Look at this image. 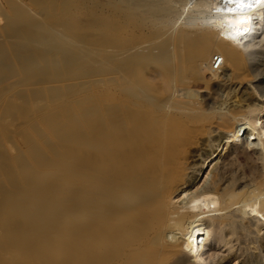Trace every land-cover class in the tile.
<instances>
[{"label": "bare ground", "instance_id": "1", "mask_svg": "<svg viewBox=\"0 0 264 264\" xmlns=\"http://www.w3.org/2000/svg\"><path fill=\"white\" fill-rule=\"evenodd\" d=\"M1 1L0 264H264V45L211 0Z\"/></svg>", "mask_w": 264, "mask_h": 264}, {"label": "clouds", "instance_id": "2", "mask_svg": "<svg viewBox=\"0 0 264 264\" xmlns=\"http://www.w3.org/2000/svg\"><path fill=\"white\" fill-rule=\"evenodd\" d=\"M192 26L217 33L218 39L230 43L248 55L250 51L264 45V35L259 40L253 38L254 33L264 32V0H211L193 21ZM216 67H219V62ZM226 108L227 104H224L219 111L224 112ZM250 115L237 118L240 124L235 134L237 141L244 129H249ZM200 233L203 234L202 229L193 225L191 235L188 237V247L194 256L198 251H202L198 246L204 244L203 235L197 239Z\"/></svg>", "mask_w": 264, "mask_h": 264}, {"label": "rangeland", "instance_id": "3", "mask_svg": "<svg viewBox=\"0 0 264 264\" xmlns=\"http://www.w3.org/2000/svg\"><path fill=\"white\" fill-rule=\"evenodd\" d=\"M1 2L2 1L0 0V3ZM49 2L50 1H48V3ZM182 2H183V0H178L179 11H181V9H182V5H183ZM184 15H186V14H183L182 16H184ZM261 68H264V65L261 66ZM250 142L254 143L255 140H252ZM258 149H259V147H257V146H249V147H247V151L249 152L250 156L253 159H255V160H257V157H258V154L256 153V151H258ZM230 153H231V155H233V150L230 151ZM243 178H244V180L246 182V185H248L250 183V177H249V175L247 173H244ZM233 244H234V242H233ZM253 245L254 244H252V243L251 244H243V247L244 248H249V247H251ZM262 245L263 244L260 245L261 247L259 249L253 250L254 251V254H253L254 260L257 261V262H259L261 260H264V246H262ZM234 251H236V253H239V250H236V246H235V247H232V249L230 251H227V250L226 251H221V255L229 254V256H230V255H232L234 253ZM238 260H240V259L235 260L233 258L232 260H229L228 261L229 263L227 262L226 264H238V262H239Z\"/></svg>", "mask_w": 264, "mask_h": 264}]
</instances>
